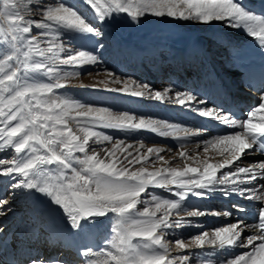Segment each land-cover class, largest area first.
Returning <instances> with one entry per match:
<instances>
[{
    "label": "snow or ice",
    "instance_id": "1",
    "mask_svg": "<svg viewBox=\"0 0 264 264\" xmlns=\"http://www.w3.org/2000/svg\"><path fill=\"white\" fill-rule=\"evenodd\" d=\"M85 2L94 9L97 23L86 22L77 10L62 2L58 6L36 5L43 17L37 21L22 14L23 9L30 10L33 0H27L26 4L24 0H0V150L14 153L12 158H0V178L5 180L4 194L9 197L0 196V216L7 214L4 211L6 207L11 210L18 191L20 195L34 196L37 202L46 199L59 209V214L66 218L69 227L76 231L112 213L116 222L111 240L106 241L99 252L88 247L80 252L87 258V264H100L93 257L101 255L104 256L103 264H191L190 256H172L166 242L173 227L170 216L173 211L180 210L182 201L190 195L203 198L208 190L223 185L226 196L236 194L250 203L264 202V184H257V181L264 180V160L236 167L223 176L217 175L222 169L233 168L245 157L264 156V119L259 123L252 121L255 111L264 110V91L259 97V107L249 111L248 118L239 122L223 107H202L208 101L192 90H176L169 86L160 91L153 90L148 84L124 82V87L119 91L128 92L130 87H134L136 90L131 94L143 96L147 89L150 98L159 101L173 99L168 94L175 92L174 101L180 106L191 109L195 105L200 116L214 119L226 128L242 129L217 134L204 142L205 153L210 146L221 155L227 154L228 158L221 163L213 164L205 160L202 171L188 164L182 169L161 167L150 171L142 166H134L148 162L153 153L164 161L160 155L163 149L151 147L146 154H139L140 149H137V154H133L126 151L132 145L122 146L123 141L117 140L110 149H104L102 158L90 142L102 144L111 142L113 137L94 129L151 130L168 135L169 132H179L180 127L152 119L141 118L137 121L134 115H115L107 108L86 106L73 98L59 95V89L70 86L61 81L80 73L62 72L59 67L45 61L54 64L57 48L65 51L55 41L62 39L63 35L74 33L82 39L97 38L95 43L99 47L91 52L81 50L74 56L59 60V63L76 69L99 63V56L95 53L104 47L101 39L107 33L103 29L122 23L119 18L121 14H126L130 22H138L148 16L183 19L209 26L219 21L232 28L243 26L248 34L262 42L264 15L254 14L246 8L243 0ZM33 29L40 30L39 35H32ZM43 43L50 46L44 48ZM108 76H113V73L109 72ZM207 131L204 129L203 133ZM199 134L184 130V136L177 138L185 139ZM140 148H143L142 144ZM117 152L126 154L121 158ZM179 156L186 157L187 153L181 151ZM170 186L177 189L173 195L178 199L161 198L155 194L148 200L142 199V196L149 194V188L166 189ZM139 204L146 205L143 211H138ZM233 207L240 214L247 211L242 205ZM207 214L193 211L188 216ZM224 214L231 216L232 212ZM253 217L258 218L257 221L248 224L237 216L235 223L215 228L211 235L208 232L195 235L191 243L177 239L176 249L185 252L193 246L204 249L210 245L214 249L227 251L242 247L251 250L227 259L226 264H264V206L255 207ZM182 226L180 221H176L175 227ZM246 231L255 234L245 240ZM3 233V227H0V237H3ZM0 243L7 244L6 238ZM23 243L14 234L13 244L7 246L16 247ZM28 264L66 262L62 259L51 261L43 257H29ZM209 264H212L211 260Z\"/></svg>",
    "mask_w": 264,
    "mask_h": 264
},
{
    "label": "bare ground",
    "instance_id": "2",
    "mask_svg": "<svg viewBox=\"0 0 264 264\" xmlns=\"http://www.w3.org/2000/svg\"><path fill=\"white\" fill-rule=\"evenodd\" d=\"M243 3L254 14L264 15V0H243ZM82 9L87 17L91 16L89 10H86L87 7L83 5ZM215 26L212 27L211 32L200 36V34H187L186 31L163 35L155 29L149 28L151 29L149 30L148 27L140 26L134 22L123 27L115 25L113 31L118 38L110 39L109 47L99 55V62L102 64L94 67L107 68L103 76L99 74L100 78L92 77L89 80H81L79 75H72L66 81H61V83H67L70 86L59 89L58 94L76 98L86 106L107 108L115 115L128 113L134 115L137 121L141 118L163 121L167 124L178 125L181 129L179 132H169L168 135H160L159 132L151 130L94 129L104 133L107 131L106 134L113 137V141L102 144L90 142L91 147L100 153L102 158L104 149H110L113 143L121 140L123 141L122 146H133L126 150L133 154H137V149H140L139 154H146L148 148H161L163 151L160 155L164 157V161L168 162L165 164L153 153L148 162L135 165L134 168L142 166L150 171L161 167L182 169L185 164H188L199 167L202 171L205 160L213 164L223 161L222 159L225 157L210 146L209 151L204 155L197 151V147L203 146L205 141L215 138L217 135L213 131L212 125L221 128L225 126L214 119L200 116L199 109L195 105L189 109L175 103V92L168 94L173 99L166 98L164 101H159L150 98L147 89L144 90L143 96L132 95L131 92L136 90L134 87H130L128 92L118 90L124 87V82L131 84L132 81H135L138 83L139 78L145 77L150 83L147 84L153 90L163 91L165 87L169 86L176 90H192L198 93L201 99H206L208 103H211L210 107H223L224 110L225 102L230 98L235 102L244 100L246 105L243 107V111L246 114L251 109L255 111L259 107L261 92L264 91V82L257 81L250 85L249 80L254 78L251 72L258 63L264 66V42L258 37L248 34L243 26L232 28L222 22H218ZM149 60L153 64L148 69L146 64ZM164 67L168 68V71L163 80L153 81L154 75H162ZM85 68V66L79 69L72 67L62 72L78 71L81 73ZM109 72L113 73V76L109 77ZM118 72L130 73L133 79H122L117 75ZM41 79L44 78L41 77ZM253 104L254 107H252ZM182 109L183 111H180ZM236 119L242 122L241 117ZM262 119H264V110L255 111L253 123H259ZM72 126L75 128L74 123ZM204 129L208 130L207 133H203ZM227 129L242 131L239 127ZM184 130L201 134L178 139V136H184ZM219 132L221 134L220 130ZM164 141L168 144H165ZM170 142L180 143V147L174 149L170 147ZM141 144L143 148H140ZM181 151H185L187 156L180 157ZM124 154L117 152L121 158ZM13 155L14 153L9 150L0 151V158H12ZM250 158L251 160H244L245 166L264 160V157L258 154L251 155ZM242 163L243 161H240L231 169H222L217 175L223 176L228 171H234ZM261 181L264 180L257 181V184H260ZM4 189L5 180L0 178V196L4 195ZM224 190L225 186L216 185L214 190H208L203 198L190 195L185 201H182L180 209L188 210L187 213L176 214L177 211H173L172 214L176 215V220L173 222L180 221L183 226L177 230L172 227L169 230V235L180 239V230L183 232L182 228L185 227H187V231L197 229L211 235L215 228L235 223L237 216H241L248 224L255 223L258 218L253 217V209L264 206V202L250 203L236 194L226 196ZM175 191L177 189L173 186L166 189L149 188L148 190L149 195L155 194L161 198L178 199L173 195ZM218 200H224L225 204H227V200L233 202L239 200L238 205H242L247 211L243 214L237 213L236 210L233 212L230 210L214 211L212 208L216 206ZM139 205L137 206L138 211H142ZM229 206H234V204H229ZM190 207L192 209H189ZM10 208L9 211L6 207L4 211L7 214L0 216V227L4 229L3 237H0V240L6 238L7 241V244L0 243V264H28L29 257H43L45 260L51 261L62 259L66 264H87V258L80 255V252L86 247L92 248L94 252H99L105 247L106 241L111 240V230L106 217L97 218V223L86 224L81 230L76 231L69 227L66 218L59 214V209L46 199L37 202L34 196L20 195L19 191L16 201ZM193 211L207 212L208 214L198 217L188 216V213ZM225 212H232V215L226 216ZM110 215L115 214L109 213L108 216ZM180 215H183L184 219H180ZM37 229L39 230L37 231ZM250 232L251 235L255 234L253 231ZM14 234L19 236L24 243L18 244L16 247L7 246L13 244ZM238 248L240 247L224 251L218 248L214 249L210 245L204 249L193 246L188 250V253L191 257V254L201 252L198 255L201 258V264H209V260L212 261V264H226L227 259L235 257L234 251ZM93 258L103 264V255Z\"/></svg>",
    "mask_w": 264,
    "mask_h": 264
},
{
    "label": "rangeland",
    "instance_id": "3",
    "mask_svg": "<svg viewBox=\"0 0 264 264\" xmlns=\"http://www.w3.org/2000/svg\"><path fill=\"white\" fill-rule=\"evenodd\" d=\"M61 2L66 4V5L72 6L75 10H77L78 13H80L82 15V17L86 20V22H89V23H92V24L97 23L96 14H95L94 9H92L90 5L86 4L85 0H33V4L29 6L30 10L29 9H23L22 10V14L25 15L26 18H31V19L39 21V20L43 19V17H42L41 11L36 7V5L42 3L45 6H58V4L61 3ZM24 3L26 4L27 0H24ZM83 5L85 7H87L86 10H89V14L91 15L90 17H92V18H90L89 16L87 17L83 13L84 12V10L82 9ZM119 18L122 21V23L117 24L118 26H122L123 27V26H128L129 24L133 23V22H130V18H128L126 16V14H121ZM218 22L219 21L213 22L211 24V26H209V25L200 24V23H197V22H194V21H186V20H183V19L176 20V19H172V18H157V17H154V16H148L146 18H141L140 21L134 22V23H137L140 26L148 27L147 29H149V28L155 29V30L159 31L160 33H162L163 35H171V34H176V32L179 33V32L186 31L187 34H200V36H201L203 34L206 35L208 32H211L212 27L217 25ZM5 27H6V25H5ZM215 27H218V26H215ZM151 29H149V30H151ZM39 31L40 30H38V29H33L32 35H39ZM103 31L105 33H107V35H105L101 39V42L104 44V47H103L102 50H100L99 52L95 53L98 56L109 47V44H110L111 40L118 38V36H116L114 31H113V26H111V27L106 26L103 29ZM95 39H97V38L82 39V38L79 37L78 34H74V33H68L66 35H63L62 39L56 40L55 43H57L59 45H62L63 48L65 49V51L61 52L59 50V48H57L56 51H57L58 55H57V59H56L55 63L53 64L52 61H45V62L50 64V65L53 64L52 66L59 67L61 69V71H64V70L69 69V68H72V66H66V65L60 64L59 60L67 59L68 56H74L81 50H87V51L91 52L94 48H98L99 46L96 45ZM49 46L50 45L47 44V43H43L42 44V47H44V48H47ZM49 55H51V54H49ZM99 61H100V57H99ZM149 62H148V64H146L148 69L153 64V62L151 60H149ZM98 64H102V62L101 63L99 62L97 64H87V65H85L86 68L79 74L80 79L81 80H89V78H92V77H95V78L99 77L100 78L99 74H102L101 76H103V73L106 72L107 68H102V67L94 68L95 66H98ZM167 71H168V68L164 67L163 70H162V75H160V76H159V74H158V76L154 75L153 76V79H154L153 81L157 82V81L163 80V78L165 77L164 75L167 73ZM150 72H152V71L150 70ZM117 75L120 78L125 79V80H132L133 79V76L130 73L118 72ZM152 75H153V72H152ZM138 83L139 84H147V83H149V81L145 77H141V78H139ZM152 87H153V85H152ZM180 88H178V89H180ZM171 93H173V92H171ZM73 99H75L77 101L76 98H73ZM210 106H211V103H208L207 105H204L203 107H210ZM252 107H254V104L252 105ZM180 111H183V109L180 110ZM250 111H252V109ZM186 113H188V112H186ZM247 118H248V116L245 113V115H243L241 117V120L243 121L244 119H247ZM253 119H254V116L252 118V121H254ZM229 130L231 131L229 133L234 132L233 129H229ZM237 131H240V130L238 129ZM106 133H107V131H106ZM218 134H220V132H218ZM221 134H228V132L227 133H222L221 132ZM164 143L168 144L166 141H164ZM179 144L180 143H175V142H170L169 143L170 147H172L174 149L179 148L180 147ZM204 146L205 145L203 144V146L197 147V151H200L201 155L206 154L204 152ZM0 151H2V150H0ZM9 156H11V155H9ZM222 156L225 157L222 160L228 158L227 154H223ZM244 160L245 161L251 160V158H250V156H248V157H245L243 160H241V161H243L241 166H245V161ZM260 184H264V181H261ZM3 197L5 198L6 195L4 194ZM150 198H151V195H149V194L145 195V196H142V199H145V200H148ZM239 203H240L239 200H236L234 202L231 201V200H227V204H225L224 200H218L217 203H216V206H214L212 208V210L218 211V212H221V210L222 211L230 210V211L233 212L235 210V208L233 206H229V204L237 205ZM139 206H140V208H142V211H143V208L146 205L140 204ZM189 209H192V207H190ZM180 210H181V212H179V210H178L176 214H179V213L180 214H185L188 211V210H185V209L184 210L180 209ZM161 214L162 213H158V215H161ZM175 217H176L175 214H171L170 221L173 224V229L177 230V227H175V223L176 222H173V221L176 220ZM179 218L180 219H184V216L180 215ZM106 221H107V224L109 226V229L111 230V236H110V239H111L112 236H113L112 229L115 226V222H116L115 215L107 216L106 217ZM182 230H183V232H181V230H180V233H181L180 234V236H181L180 240L182 239L185 243H191L192 237L202 233L201 230H197V229H191V231H187V227H185L184 229L182 228ZM249 235H251L250 231H246L244 233L245 240H246V238ZM177 239H179V238H177L175 236H171V235H168L166 237V242L170 246L172 256L175 257V256L181 255V254L190 256V253H188V251H187V253H186V251L185 252H178L177 251L176 245H175V241ZM172 247H173V249H172ZM244 251H250V250H247L246 248L240 247L237 250H235L234 253H235V255H239V254H242ZM200 253L201 252H197V253L191 254V264H201V258H199V256H198Z\"/></svg>",
    "mask_w": 264,
    "mask_h": 264
}]
</instances>
